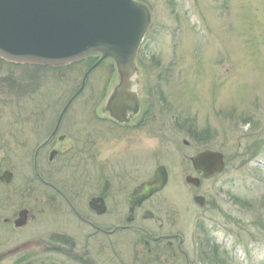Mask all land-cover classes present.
Wrapping results in <instances>:
<instances>
[{"label":"rangeland","instance_id":"374dc122","mask_svg":"<svg viewBox=\"0 0 264 264\" xmlns=\"http://www.w3.org/2000/svg\"><path fill=\"white\" fill-rule=\"evenodd\" d=\"M139 1L153 17L137 58L140 92L143 109L152 108L156 119L151 125L122 126L103 113L120 77L116 61L106 59L72 105L76 155L72 161L62 156L60 164L76 166L85 197L94 193L89 186L99 177L132 190L166 165L170 180L148 204H159L167 231L184 236L192 263L264 264V0ZM90 67L76 61L47 70L0 57V141L12 142L15 171L24 162L15 145L21 136L20 89L28 94L22 98L26 105L56 101L63 106ZM89 139L96 143L95 161L89 158ZM206 148L224 152L227 167L200 186L190 185L186 176L197 173L188 157ZM34 193L36 226L23 233V241L72 228L68 214L48 202L47 192L37 186ZM196 194L207 198L205 208L194 201ZM119 238L113 239L120 262L113 264H126L137 236ZM209 238L222 246L218 256L202 253ZM168 254L169 264H187L183 256Z\"/></svg>","mask_w":264,"mask_h":264},{"label":"flooded vegetation","instance_id":"af4514ba","mask_svg":"<svg viewBox=\"0 0 264 264\" xmlns=\"http://www.w3.org/2000/svg\"><path fill=\"white\" fill-rule=\"evenodd\" d=\"M41 68L51 70V67ZM24 93L22 87L18 92L21 101L16 108L21 136L15 139V145L20 151L17 156L24 161L20 171H15L10 162L16 156L11 154L12 142L0 141V264L117 263L120 262L119 245L113 238H119L122 233L126 236L134 233L138 241L130 250L132 254L126 257V264H169V250L173 251V259L181 255L187 260L184 236L178 231H167L159 204H148L153 195L135 207L129 220L132 215L129 197L143 181L130 190L119 180L99 177L89 186L94 193L85 197L81 191L85 185L77 179L76 166L60 164L62 156L72 161L76 155L75 116L71 114L72 105L81 94L61 119L69 100L63 106L56 101L26 105L22 98L28 94ZM107 99L102 107L103 113L109 112ZM140 103L139 111L126 122L110 119L122 126L130 122L137 127L151 125L156 116L153 113L151 117L152 108L143 109L142 100ZM95 144L90 141L88 145L89 158L93 161L97 159ZM37 186L47 192L49 203L57 206L56 209L60 207L62 214H68L67 220L72 228L58 232L49 230L23 241V233L36 226L33 202ZM92 201H97L99 210L92 208ZM11 240L15 244L8 246Z\"/></svg>","mask_w":264,"mask_h":264},{"label":"water","instance_id":"95a60500","mask_svg":"<svg viewBox=\"0 0 264 264\" xmlns=\"http://www.w3.org/2000/svg\"><path fill=\"white\" fill-rule=\"evenodd\" d=\"M152 19L149 6L139 0H0V56L14 63L61 67L101 54L85 72L61 119L83 92L90 72L105 59L116 61L120 77L108 97V111L116 120L126 122L140 109L137 57ZM190 159L200 176L187 175L186 182L196 186L202 179L222 173L227 164L223 152L209 148ZM169 178L167 167L161 164L151 179L136 187L129 197V220L135 207L162 191ZM195 201L200 206L206 204L201 195H195ZM96 204L92 201V208L99 210Z\"/></svg>","mask_w":264,"mask_h":264},{"label":"trees","instance_id":"16d2710c","mask_svg":"<svg viewBox=\"0 0 264 264\" xmlns=\"http://www.w3.org/2000/svg\"><path fill=\"white\" fill-rule=\"evenodd\" d=\"M92 57L82 59L81 63H85L89 67L92 66L93 63H95V60L97 59L95 57H93V58ZM200 228L203 229V232L206 233V235L209 234L207 227L204 226L202 223L200 224ZM209 240H210V242H209V247L207 248L208 250H203L202 253H205L209 257H211L213 255L218 256L219 253H221V251H222V246L219 243L215 242L213 238H209Z\"/></svg>","mask_w":264,"mask_h":264},{"label":"bare ground","instance_id":"6f19581e","mask_svg":"<svg viewBox=\"0 0 264 264\" xmlns=\"http://www.w3.org/2000/svg\"><path fill=\"white\" fill-rule=\"evenodd\" d=\"M99 54H100V53H99ZM0 57H1V56H0ZM1 58H2V57H1ZM2 60L7 61V60H5V59H3V58H2ZM94 64H95V63H94ZM95 68H96V67H95ZM117 70H118V68H117ZM185 260H186V259H185ZM189 261H191V260H190V257H187L186 263L189 262Z\"/></svg>","mask_w":264,"mask_h":264}]
</instances>
